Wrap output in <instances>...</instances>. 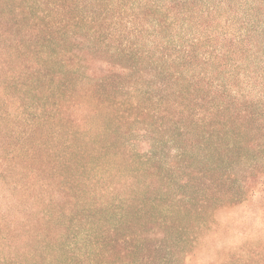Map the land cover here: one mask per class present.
Listing matches in <instances>:
<instances>
[{
	"label": "trees",
	"instance_id": "trees-1",
	"mask_svg": "<svg viewBox=\"0 0 264 264\" xmlns=\"http://www.w3.org/2000/svg\"><path fill=\"white\" fill-rule=\"evenodd\" d=\"M1 181L0 264H264V0H0Z\"/></svg>",
	"mask_w": 264,
	"mask_h": 264
},
{
	"label": "rangeland",
	"instance_id": "rangeland-1",
	"mask_svg": "<svg viewBox=\"0 0 264 264\" xmlns=\"http://www.w3.org/2000/svg\"><path fill=\"white\" fill-rule=\"evenodd\" d=\"M8 197L9 190L7 186H3L1 181L0 213L6 212L9 205L7 201ZM220 218L221 220H218L221 221V223L226 222L225 226H221L222 232H224L222 238L216 240V243H218L221 248H223V238H225L226 243L233 240L234 244L237 243V241L240 242L241 238L246 235H256L258 232L264 231V193L259 195L254 202H247V204L245 203L242 206L234 208L224 213ZM209 259L210 257H206L200 253L194 261H189L188 264H205Z\"/></svg>",
	"mask_w": 264,
	"mask_h": 264
}]
</instances>
